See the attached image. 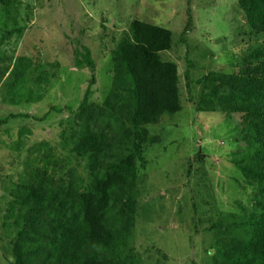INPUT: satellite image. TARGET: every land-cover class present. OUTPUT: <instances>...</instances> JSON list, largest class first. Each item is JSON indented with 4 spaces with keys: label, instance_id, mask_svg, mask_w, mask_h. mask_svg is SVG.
<instances>
[{
    "label": "rangeland",
    "instance_id": "1",
    "mask_svg": "<svg viewBox=\"0 0 264 264\" xmlns=\"http://www.w3.org/2000/svg\"><path fill=\"white\" fill-rule=\"evenodd\" d=\"M16 7L24 33L0 31V120L8 119L0 126V264L14 263L16 233L6 218L12 191L43 147L88 182L87 160L70 148L86 118L96 132L112 138L115 157L106 162L133 154L130 138L104 103L113 91V52L135 20L172 31V48L162 56L179 67L182 110L147 126L156 141L146 149L145 166L137 161L130 223L123 224L120 203L106 216L118 244L114 262L229 264L215 246L247 238L234 224L260 211L263 192L235 165L250 149L242 139V118L197 112L185 71L191 62L194 79L238 73L241 60L264 45V36L251 33L240 0H16ZM189 13L192 24L184 35ZM77 43L91 50L96 63L97 83L86 112L80 106L92 72L77 67ZM193 88L199 99L202 86ZM105 250L97 248L110 256ZM44 254L35 256L36 264H50Z\"/></svg>",
    "mask_w": 264,
    "mask_h": 264
},
{
    "label": "trees",
    "instance_id": "2",
    "mask_svg": "<svg viewBox=\"0 0 264 264\" xmlns=\"http://www.w3.org/2000/svg\"><path fill=\"white\" fill-rule=\"evenodd\" d=\"M240 5L251 33L264 36V0H240ZM0 6V31L4 29L9 36L23 34L25 28L17 25L16 0H0ZM189 16L184 35L190 32ZM172 39V31L135 20L130 36L113 52V91L104 107L120 121V132L130 138L133 154L121 162H106L115 157L112 138L96 132L86 118L70 148L77 158L87 160L88 182L49 147L39 151L38 159L12 191L6 210L10 229L16 233L13 264H36L35 256L43 253L50 264H118L114 262L118 244L106 216L113 204L120 203L123 224L130 223L136 203L137 161L145 166L146 149L156 141L147 126L182 110L179 67L162 56L171 50ZM75 52L77 67H88L92 72L80 106V111L86 112L97 83L96 63L87 46L77 43ZM238 66V73L211 72L194 79L190 62L185 71L186 90L197 112L242 118V139L250 149L235 165L246 178L258 183L263 200L258 203L260 211L239 217L234 224L246 231L247 238L223 248L215 246V251L218 249L229 264H264V45L252 49ZM195 85L202 86L199 99L193 94ZM7 123L8 119L0 120V126ZM97 248L110 250V256Z\"/></svg>",
    "mask_w": 264,
    "mask_h": 264
}]
</instances>
